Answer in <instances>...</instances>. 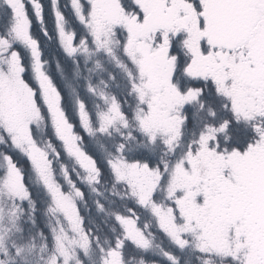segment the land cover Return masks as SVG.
Instances as JSON below:
<instances>
[{"label": "snow or ice", "instance_id": "obj_1", "mask_svg": "<svg viewBox=\"0 0 264 264\" xmlns=\"http://www.w3.org/2000/svg\"><path fill=\"white\" fill-rule=\"evenodd\" d=\"M49 11L0 0V264H264V0Z\"/></svg>", "mask_w": 264, "mask_h": 264}, {"label": "trees", "instance_id": "obj_2", "mask_svg": "<svg viewBox=\"0 0 264 264\" xmlns=\"http://www.w3.org/2000/svg\"><path fill=\"white\" fill-rule=\"evenodd\" d=\"M42 3L44 4L45 7V22L49 27V30L51 31L52 27H53V18L51 16V13L49 11V0H42ZM61 3H65V0H61ZM65 12L67 13V9H65ZM32 31L34 34L36 35H40L39 33V27L37 25V23L35 21H33V28ZM46 50H47V46H46ZM52 70L54 71V64H53V68Z\"/></svg>", "mask_w": 264, "mask_h": 264}, {"label": "rangeland", "instance_id": "obj_3", "mask_svg": "<svg viewBox=\"0 0 264 264\" xmlns=\"http://www.w3.org/2000/svg\"><path fill=\"white\" fill-rule=\"evenodd\" d=\"M65 2H66V0H65Z\"/></svg>", "mask_w": 264, "mask_h": 264}]
</instances>
